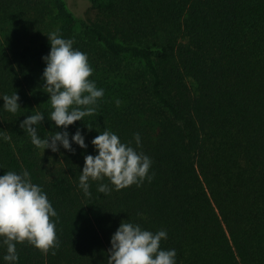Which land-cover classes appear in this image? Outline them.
I'll return each mask as SVG.
<instances>
[{"label": "trees", "instance_id": "1", "mask_svg": "<svg viewBox=\"0 0 264 264\" xmlns=\"http://www.w3.org/2000/svg\"><path fill=\"white\" fill-rule=\"evenodd\" d=\"M85 1L93 19L67 0H0V94L15 91L21 108L0 107V175L27 170L57 212L58 247L17 243L16 264H107L126 220L166 227L175 264H264V0ZM55 30L87 54L104 89L95 113L67 128L85 149L42 152L19 127L40 111L38 135L60 130L41 79ZM105 129L151 158L152 179L108 193L97 191L107 178L90 179L85 195L84 156Z\"/></svg>", "mask_w": 264, "mask_h": 264}, {"label": "clouds", "instance_id": "2", "mask_svg": "<svg viewBox=\"0 0 264 264\" xmlns=\"http://www.w3.org/2000/svg\"><path fill=\"white\" fill-rule=\"evenodd\" d=\"M47 37L50 50L41 58L45 64L41 79L50 102L47 119L53 122L52 127L60 130L45 137L38 135L36 126L45 119L40 111L25 116L19 127L42 152L45 149L57 152L61 147L74 151L72 144L85 149L88 145L80 129L71 134L70 140L67 128L95 113L104 89L89 79L93 68L87 54L73 47V39L62 37L59 30L49 32ZM0 100L3 101L0 107L9 113L14 114L21 109L19 95L15 91L10 95L0 94ZM119 103L116 100V104ZM133 139L139 147L140 133H134ZM91 144L96 154L84 156L77 185L85 195H91L90 179L103 181L107 178L108 183H100L97 187V191L103 193L132 184L139 186L145 178L152 179L149 175L151 158L138 151L131 142H122L115 132L105 129L91 140ZM52 217H57L56 210L42 187L32 182L27 170L19 173L7 171L0 175V245L6 247L2 257L4 262L16 264L19 259L17 243L27 242L45 252L58 247L56 221ZM163 236H167L164 226L153 232L138 223L121 221L110 236L107 264H175L177 248L174 245L162 246Z\"/></svg>", "mask_w": 264, "mask_h": 264}, {"label": "rangeland", "instance_id": "3", "mask_svg": "<svg viewBox=\"0 0 264 264\" xmlns=\"http://www.w3.org/2000/svg\"><path fill=\"white\" fill-rule=\"evenodd\" d=\"M70 9L79 16L86 18H94L95 11L91 8V5L85 0H67Z\"/></svg>", "mask_w": 264, "mask_h": 264}]
</instances>
